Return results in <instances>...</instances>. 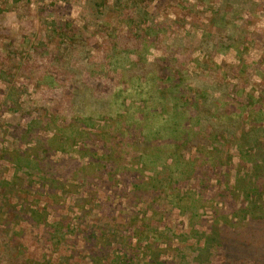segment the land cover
Instances as JSON below:
<instances>
[{"label": "rangeland", "instance_id": "rangeland-1", "mask_svg": "<svg viewBox=\"0 0 264 264\" xmlns=\"http://www.w3.org/2000/svg\"><path fill=\"white\" fill-rule=\"evenodd\" d=\"M69 30L76 37L74 68L62 65L69 63L62 59L71 42ZM219 38L226 47H206ZM126 56L130 58L123 68L118 60ZM145 59L162 69L166 62L175 71L187 62L190 71L200 73V81L219 78L230 85L235 97L226 118L243 121L240 133L264 125L257 108L242 113L238 109L249 97L264 109V0H125L123 9L116 0H0V264H111L116 257L139 264L151 252L144 247L150 230L165 233L156 244L162 259H174L179 249L194 244L181 242L182 235L191 233L190 218L163 197L138 202L132 183L121 178L116 186L98 180L82 188L75 172L87 160L66 153L59 142L45 157V165L47 161L51 165L45 179L16 165L21 154L29 161L35 159L38 134L53 137L55 132L44 128L56 113L71 119L96 115L94 100L110 98L116 91L139 100L129 75L139 73L135 64L145 65ZM53 79L57 86L50 84ZM74 85H79L83 98L68 94ZM35 120H41L42 128L28 137L24 130ZM219 148L230 161L220 172L222 179L212 180L206 190L201 214L210 222L213 207L225 204L221 196L225 175L234 183L245 171L238 150L231 144ZM193 155L186 153L188 158ZM51 162L62 168L61 177ZM46 179L59 182L53 189L52 185L42 188ZM195 184L193 180L186 185L184 192ZM81 198L85 201L80 203ZM59 223L69 233L62 241L53 236ZM100 229L111 233L90 240V234L100 235ZM224 260L219 252L203 264H224ZM189 264L195 263L191 259Z\"/></svg>", "mask_w": 264, "mask_h": 264}, {"label": "trees", "instance_id": "trees-1", "mask_svg": "<svg viewBox=\"0 0 264 264\" xmlns=\"http://www.w3.org/2000/svg\"><path fill=\"white\" fill-rule=\"evenodd\" d=\"M116 1L123 9L125 0ZM125 11L121 10V14ZM140 14L145 15V11L140 9ZM73 33L76 34L74 28ZM73 33L68 37L71 42L62 55V59L69 60L67 64L62 63L68 68H74L71 64L76 50ZM139 38L141 41L144 39L142 36ZM230 40L235 42L233 37ZM205 45L213 50L227 46L222 38L217 42L208 41ZM129 58L121 57L118 62H122L124 68ZM145 62V65L136 63L139 73L129 75L130 87L136 89L139 100L124 96L123 91H116L110 98L94 100L96 115L71 119L56 113L44 128L55 132L48 139L38 134L42 128L41 120L29 122L24 132L28 137L38 134L37 155L29 161L21 154L16 165L37 171L45 179L51 166L48 161L45 165V157L61 146L66 153L72 152L87 160L75 172V175L80 174L82 188L98 180L116 186L121 178L128 184L132 183V195L138 202L163 197L173 209L179 208L181 214L190 218L192 226L189 235L181 236V242L193 241L194 244L187 243L188 246L179 249L174 259H162L157 242L165 233L150 230L152 234L145 236L147 243L144 247L151 252L139 264H189L191 259L195 264H203L212 261L219 252L225 259L224 264H264V125L253 130L245 128L240 133L243 121L226 118L234 106L235 97H232L230 85L219 78L211 82L200 81V73L190 71L187 62L178 71L166 62L164 70L157 63L148 64L147 59ZM144 67L150 70L147 72ZM77 72L83 77L82 71ZM47 79L50 80L49 77ZM50 84L57 86V81L53 79ZM78 86L74 85L67 91L72 99L83 98ZM89 91H92L91 87ZM249 98L239 105V113L255 107L262 118L263 105L253 101L254 97ZM59 119L61 124L57 125ZM81 127L97 128L99 132L92 134ZM226 144L239 151L241 167L245 171L237 176L234 183H231L229 175H225V189L221 193L225 204L213 207L210 222L203 218L201 210L204 212L207 204L206 190L212 180L222 179L220 172L230 161L219 148ZM193 152L191 158L186 156V153ZM52 164L58 168L61 177L59 164ZM146 172L152 175L146 176ZM105 174L110 178L103 177ZM193 180L196 181L194 187L184 192L186 185ZM58 182L57 179H46L41 187L52 185L53 189ZM78 201L85 200L81 198ZM34 214L37 215L36 212ZM198 225L206 231L199 230ZM66 228L65 224H55L53 236L62 241L69 234ZM110 231L100 229V235L93 231L89 239L105 238ZM142 239L140 244L143 246ZM111 264H126V260L120 261L116 257Z\"/></svg>", "mask_w": 264, "mask_h": 264}]
</instances>
